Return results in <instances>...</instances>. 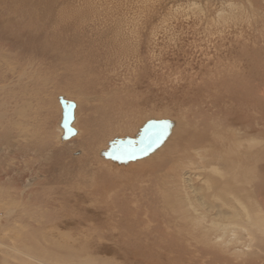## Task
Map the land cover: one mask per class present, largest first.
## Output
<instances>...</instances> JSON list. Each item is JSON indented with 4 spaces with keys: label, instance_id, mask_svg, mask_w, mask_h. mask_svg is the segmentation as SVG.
Instances as JSON below:
<instances>
[{
    "label": "rangeland",
    "instance_id": "rangeland-1",
    "mask_svg": "<svg viewBox=\"0 0 264 264\" xmlns=\"http://www.w3.org/2000/svg\"><path fill=\"white\" fill-rule=\"evenodd\" d=\"M186 124L254 180L206 190ZM243 189L264 212V0H0V264H264L216 226Z\"/></svg>",
    "mask_w": 264,
    "mask_h": 264
},
{
    "label": "bare ground",
    "instance_id": "bare-ground-1",
    "mask_svg": "<svg viewBox=\"0 0 264 264\" xmlns=\"http://www.w3.org/2000/svg\"><path fill=\"white\" fill-rule=\"evenodd\" d=\"M231 109V108H230ZM170 115V114H169ZM167 115H165V117H166ZM167 118V117H166ZM178 120V119H177ZM158 121H160V120H158ZM165 121V120H164ZM179 121V120H178ZM163 122V121H162ZM180 122H181V120H180ZM157 123V122H156ZM158 124H161L160 122L158 123ZM163 124V123H162ZM180 125V124H179ZM179 125H177L178 127H179V129H180V126ZM190 125L191 124H186V127L181 131L182 133V135H184V141L186 142V144H184V145H186L187 146V148L185 149V153H188V154H192L193 152L195 153V152H201V154H200V156L202 155V159L204 160V165H205V168H207V169H209V172H208V174H206L205 176H207L206 178H205V176H204V179L203 180H205V186H206V190H207V188L210 190V189H212L213 188V186L215 185V186H217L216 185V183L214 184V181H215V179H216V177H215V179L213 178V175L216 173V174H220L223 178H221V179H224V183H223V189H226V190H228V185H230L229 183H231V182H233L234 183V185H236L235 183H237V184H242L244 181H246L247 183H250L252 180H254L253 178H255V175H253L252 177H246V176H248V174H244V172H243V174H244V176H241V175H239L237 172H234V175L233 176H231L230 175V173H229V171H228V166H229V164H227V161H226V165H224V163H223V166H217V165H215V164H211L212 163V159H213V157L215 156L214 155V150H215V152H217V148H216V142H211V144H209V145H205V146H201V148H196V147H194V148H192V145L194 144V142H190L191 140H193V139H195L196 137H198V132H196V130L195 129H199V127H198V124H194V125H192V130H190ZM156 128H158L157 126H155ZM159 127H160V125H159ZM182 127V126H181ZM219 127V126H218ZM230 127V126H229ZM228 127V128H229ZM217 128V127H216ZM227 128V129H228ZM176 129V128H175ZM178 129V128H177ZM176 129V130H177ZM178 129V130H179ZM258 129V128H257ZM160 130H162L163 131V129H162V127H161V129ZM175 130V131H176ZM259 130V129H258ZM174 131V132H175ZM173 132V133H174ZM238 132H239V130L238 129H236V130H231L230 132H228V131H226V129H222V130H220V131H214V133H213V139H215V138H217L218 140H220L222 143H224V144H226V141H228L229 139H230V136H229V134L230 133H234L235 135H237L238 134ZM241 132V131H240ZM239 132V133H240ZM180 133V132H179ZM160 134H161V131H160ZM158 135L159 134H157V137H158ZM210 136V135H209ZM239 137H238V139H237V142L235 143V145H231V146H229V147H232L233 148V150L235 151V155H239V158L237 159L236 158V160H233V162L234 161H236L237 163H238V166H239V170H240V168H241V170L243 169V166H244V156L243 155H245V153H249V155L248 156H250L251 158H257L258 157V152H259V150H258V145H259V139H257V138H252V139H250V140H248V139H243L242 138V136H240V134L238 135ZM235 139V138H234ZM157 140H158V138H157ZM187 142H189V143H187ZM262 142V141H261ZM260 142V143H261ZM121 143V142H120ZM124 143V142H123ZM177 144H180L179 142L177 143ZM189 144V145H188ZM231 144H233V143H231ZM228 145H230V144H227V145H225V150L228 148ZM261 145V144H260ZM177 146V145H176ZM176 146H173V147H175L176 148ZM246 147H248V150H245V148ZM115 148V147H114ZM174 149V148H173ZM219 149V148H218ZM261 149H262V147H261ZM116 150V149H115ZM116 152V151H115ZM221 152V151H220ZM227 152V151H226ZM229 152H231V151H229ZM223 153H225V152H223ZM231 153H233V152H231ZM228 154V153H227ZM217 155V154H216ZM223 156V155H222ZM228 156V155H227ZM246 156V155H245ZM176 157V156H175ZM189 157V156H188ZM187 157V158H188ZM193 157V156H192ZM216 157V156H215ZM221 156H219L218 158H220ZM227 158V157H226ZM177 159V158H176ZM199 159V158H198ZM197 159V160H198ZM224 159V158H223ZM233 159V158H232ZM230 160V159H229ZM228 160V161H229ZM178 161H180L179 159H178ZM178 161H175V162H178ZM195 161V160H194ZM218 161V160H217ZM105 162H107V160L105 161ZM154 162L155 161H153L152 163L154 164ZM182 162H184V161H182ZM199 162V161H198ZM216 162V161H215ZM231 162V161H230ZM236 162H235V164H236ZM156 163V162H155ZM222 163V162H221ZM257 163V162H256ZM255 162H253V163H251L250 165H253V167L255 168V164H256ZM178 164L180 165V162H178ZM183 164H185V163H183ZM187 164H188V162H187ZM232 164V163H231ZM234 164V163H233ZM198 165V164H197ZM249 165V166H250ZM170 167V166H169ZM177 167V166H176ZM186 166H184V168H185ZM234 167H236V166H234ZM252 166H251V168H253ZM152 168H154V167H152ZM173 168V167H172ZM175 168V167H174ZM186 168H189V167H186ZM229 168H230V166H229ZM233 168V167H232ZM248 168V167H247ZM118 169V168H117ZM195 169V168H194ZM249 170H250V167L248 168ZM115 170V169H114ZM153 170H155V168L153 169ZM177 170V169H176ZM182 169H180V171H181ZM197 170H200V169H197ZM231 170V169H230ZM237 170H238V168H237ZM255 170H257V169H255ZM167 171V173H169L168 172V169L167 170H164V172H166ZM171 172H172V169L170 170ZM200 171H202V169L200 170ZM246 171V173H247V170H245ZM251 171V170H250ZM163 172V173H164ZM251 172H253V171H251ZM176 173V172H175ZM178 173H180L179 172V170H178ZM207 173V172H206ZM181 174V173H180ZM201 174V173H200ZM200 174H199V176H200ZM169 175H171V174H169ZM250 175V174H249ZM166 176V175H165ZM174 176V175H173ZM218 176V175H217ZM170 176H168L167 175V178H169ZM182 177V179H184L183 178V176H181ZM163 178H165L164 177V175H163ZM175 178V177H174ZM180 178V177H179ZM170 180H171V178H169ZM178 179V178H177ZM177 179H176V181H177ZM181 179V178H180ZM218 179H219V176H218ZM249 179H250V181H249ZM141 180V179H140ZM170 180H168V181H170ZM217 180V179H216ZM220 180V179H219ZM138 181V180H137ZM164 181V180H163ZM167 181V180H166ZM191 181H193V179L191 180ZM218 181V180H217ZM221 181H223V180H221ZM173 182V181H172ZM181 182V181H180ZM202 182H204V181H202ZM168 183V182H167ZM166 183V184H167ZM171 183V182H170ZM164 184V183H163ZM188 184V183H187ZM186 184V185H187ZM228 184V185H227ZM168 185V184H167ZM191 185V184H190ZM201 185V184H200ZM219 185V184H218ZM221 185V184H220ZM239 185V186H240ZM243 185H245V184H243ZM247 185V184H246ZM176 186V185H175ZM178 186H181V185H178ZM188 186V185H187ZM187 186H186V188H187ZM199 186V185H198ZM202 186V185H201ZM214 186V187H215ZM222 186V185H221ZM237 186V185H236ZM250 186V185H249ZM167 187V186H166ZM174 187V186H173ZM172 187V188H173ZM184 187V186H183ZM195 187V186H194ZM233 187V186H232ZM174 188H176V187H174ZM169 189V188H168ZM177 189H179V188H177ZM184 189V188H183ZM189 189V188H188ZM217 189H218V187H217ZM217 189H215V190H217ZM220 189V188H219ZM222 189V188H221ZM230 189V188H229ZM180 190V189H179ZM187 190V189H186ZM214 190V191H215ZM234 190H236V189H234ZM172 191V190H171ZM180 191H182V190H180ZM189 191V190H188ZM244 191V193H242ZM174 192H175V190H174ZM213 192V191H212ZM220 192L221 193H224L222 190H220ZM239 194H235V193H233V192H230V190H229V192H225V193H227L226 194V198H230V200H232L233 199V201L235 202V204H237V205H234L233 207H234V209H233V213H232V215L231 216H228L227 217V219L226 220H217V221H221L220 223H216V226H217V229H218V231L219 230H222L223 231V233H224V235H225V233L227 232V230L228 229H230L232 232H233V234L232 235H234V236H236V235H238V232L237 231H246L247 232V235H248V237H250L251 239L253 238V237H251V235H252V230L250 229V228H248L249 226H254V227H256L257 229H260V230H262L263 231V229H264V227L261 225V223H264V212H263V207H262V205H261V203L259 202V200H257V199H254V197L250 194V191H245L244 189L243 190H239ZM246 192V193H245ZM184 193H186V191H184ZM164 194V193H163ZM168 194V193H167ZM191 194V193H190ZM196 194V193H195ZM204 194V193H203ZM213 194V193H212ZM187 195V194H186ZM185 195V196H186ZM206 195H208V193H206ZM182 196V195H181ZM188 196V195H187ZM204 196V195H203ZM222 196V195H221ZM220 196V194L218 195V197L219 198H221L222 199V197ZM178 197V196H177ZM194 197H195V195H194ZM184 198V197H183ZM186 198V197H185ZM202 198V197H201ZM200 198V199H201ZM179 199H180V197H179ZM182 199V198H181ZM218 199V198H217ZM175 200H178V198L176 199L175 198ZM188 200V199H187ZM190 200H193L192 198L190 199ZM190 200H188L190 203H191V201ZM170 201H172L171 199H170ZM182 201V200H181ZM186 201V200H185ZM197 201H195L194 203H196ZM220 202V201H219ZM175 203H176V201H175ZM180 203V202H179ZM184 203V202H183ZM182 203V204H183ZM221 203H222V201H221ZM224 203V202H223ZM185 204V203H184ZM183 204V205H184ZM198 204V203H197ZM170 205H171V203H170ZM169 205V206H170ZM173 206V205H172ZM186 206V205H185ZM184 206V207H185ZM188 206V205H187ZM193 206V205H192ZM191 206V204H190V207H192ZM199 206V205H198ZM197 206V207H198ZM196 207V208H197ZM199 208H200V206H199ZM201 208H204V207H202L201 206ZM225 208V207H224ZM187 209H188V207H187ZM210 209V208H209ZM214 209V208H213ZM164 210H166V209H164ZM194 210V209H193ZM198 210H200V209H198ZM206 210V209H205ZM204 210V212H207V211H205ZM222 210H223V208H222ZM197 211V210H196ZM215 211H216V209H215ZM230 211V210H229ZM195 212V211H194ZM216 213V212H215ZM205 214V213H204ZM217 214V213H216ZM199 216V215H198ZM201 216H203V214L201 215ZM200 216V217H201ZM205 216V215H204ZM199 217V218H200ZM189 218H190V216H189ZM194 218V217H193ZM214 218V217H213ZM204 220V218L203 217H201L199 220ZM216 219H218V218H216ZM225 219V218H224ZM192 220V219H191ZM212 221H213V219H211ZM207 221V220H206ZM211 221V222H212ZM206 223V222H205ZM210 223V222H209ZM208 223V224H209ZM179 224V223H178ZM197 224H199L198 222H197ZM211 224H213L214 225V223H211ZM203 225H205V224H203ZM207 225V224H206ZM210 225V224H209ZM208 227H210V226H208ZM216 228V227H215ZM203 230V229H202ZM205 230H207L206 228H205ZM261 232V231H260ZM178 233V232H177ZM263 233V232H262ZM264 234V233H263ZM224 235H222V234H220V235H218L217 236V238L219 237V238H221L222 236L224 237ZM73 236V235H72ZM178 236H180L179 235V233H178ZM81 237V236H80ZM202 237V236H201ZM213 237V236H212ZM233 237V236H232ZM217 238H216V240H217ZM239 238V237H238ZM232 239H234V238H232ZM240 239V238H239ZM239 239H237L236 238V240H239ZM219 240V239H218ZM222 240V239H221ZM250 240V239H249ZM254 240V239H253ZM252 240V241H253ZM230 241H231V239H230ZM252 241H250V243L252 242ZM228 242V241H227ZM239 242V241H238ZM225 244V243H224ZM238 244V243H237ZM203 245V244H202ZM222 245H223V243H222ZM242 246V245H241ZM248 246V245H247ZM226 247H228V246H226ZM249 247V246H248ZM247 247V248H248ZM251 247V246H250ZM161 249V248H160ZM238 249V248H237ZM161 251V250H160ZM235 251H236V249H235ZM238 252H239V250H237ZM162 252V251H161ZM240 252H241V249H240ZM240 254H242V253H240ZM244 254V253H243ZM166 255V254H165ZM237 256V255H236ZM131 257V256H130ZM135 257V256H134ZM123 258V257H122ZM235 260V259H234Z\"/></svg>",
    "mask_w": 264,
    "mask_h": 264
}]
</instances>
